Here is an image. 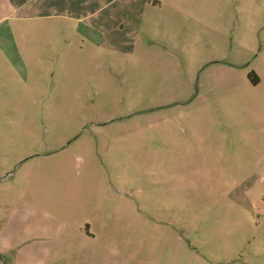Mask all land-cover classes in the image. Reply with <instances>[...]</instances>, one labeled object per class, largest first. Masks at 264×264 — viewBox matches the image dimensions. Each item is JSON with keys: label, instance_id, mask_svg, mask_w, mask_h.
<instances>
[{"label": "rangeland", "instance_id": "1", "mask_svg": "<svg viewBox=\"0 0 264 264\" xmlns=\"http://www.w3.org/2000/svg\"><path fill=\"white\" fill-rule=\"evenodd\" d=\"M159 1L113 50L30 27L18 53L2 28L15 263L264 264V0Z\"/></svg>", "mask_w": 264, "mask_h": 264}, {"label": "crops", "instance_id": "2", "mask_svg": "<svg viewBox=\"0 0 264 264\" xmlns=\"http://www.w3.org/2000/svg\"><path fill=\"white\" fill-rule=\"evenodd\" d=\"M160 3L159 0H0V43L2 37H6L1 32L7 29L8 43L18 53L22 52V44L25 47L32 39L30 27H33L39 36L47 34L70 46L80 40L102 49L126 47L135 40L137 32L143 30L144 12ZM10 57L16 61L15 57ZM5 60L11 63L10 58ZM77 236L93 238L94 234L88 228L86 233L80 231ZM2 247L0 244V264H17L14 254L6 253ZM56 256H59L57 245L33 247V258L26 264L37 259L35 264H46L50 257Z\"/></svg>", "mask_w": 264, "mask_h": 264}, {"label": "trees", "instance_id": "3", "mask_svg": "<svg viewBox=\"0 0 264 264\" xmlns=\"http://www.w3.org/2000/svg\"><path fill=\"white\" fill-rule=\"evenodd\" d=\"M256 82V81H255Z\"/></svg>", "mask_w": 264, "mask_h": 264}]
</instances>
